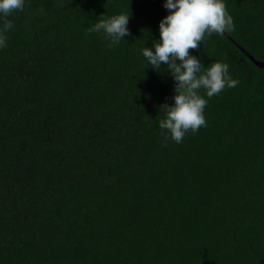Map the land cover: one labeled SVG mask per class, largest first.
Wrapping results in <instances>:
<instances>
[{"label": "trees", "instance_id": "1", "mask_svg": "<svg viewBox=\"0 0 264 264\" xmlns=\"http://www.w3.org/2000/svg\"><path fill=\"white\" fill-rule=\"evenodd\" d=\"M225 2L234 30L189 51L239 83L180 143L158 127L176 82L140 51L163 0H26L6 18L0 264H264V66L242 50L264 61V0ZM122 10L110 47L90 28Z\"/></svg>", "mask_w": 264, "mask_h": 264}, {"label": "clouds", "instance_id": "2", "mask_svg": "<svg viewBox=\"0 0 264 264\" xmlns=\"http://www.w3.org/2000/svg\"><path fill=\"white\" fill-rule=\"evenodd\" d=\"M25 2L0 0V20L4 21L0 25V49L6 47V33L12 28L6 18L14 11H23ZM163 7L168 14L158 23L159 39L140 51L147 64L156 70L163 62L176 82L173 103L161 106L165 115L158 121V127L165 131L166 138L180 143L189 131L195 133L206 126L204 110L208 100L205 97L211 98L239 83L227 62L217 60L205 67L189 51L197 49L212 33L233 31L234 21L225 0H163ZM130 16L131 12L122 10L102 17L93 23L90 31L103 32L110 40V47H115L130 34L127 27Z\"/></svg>", "mask_w": 264, "mask_h": 264}, {"label": "water", "instance_id": "3", "mask_svg": "<svg viewBox=\"0 0 264 264\" xmlns=\"http://www.w3.org/2000/svg\"><path fill=\"white\" fill-rule=\"evenodd\" d=\"M223 34H226V33H223ZM235 43V42H234ZM242 50L246 53V55L257 65V66H260V67H263L264 66V61H261V60H257L255 59L252 55H250L248 52H246L243 48Z\"/></svg>", "mask_w": 264, "mask_h": 264}]
</instances>
